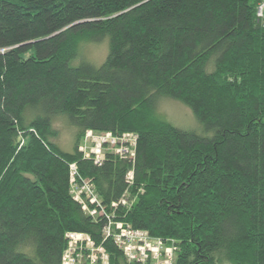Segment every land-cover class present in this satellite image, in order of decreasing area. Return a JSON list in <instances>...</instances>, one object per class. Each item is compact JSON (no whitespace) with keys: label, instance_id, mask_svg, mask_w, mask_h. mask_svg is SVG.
<instances>
[{"label":"trees","instance_id":"obj_1","mask_svg":"<svg viewBox=\"0 0 264 264\" xmlns=\"http://www.w3.org/2000/svg\"><path fill=\"white\" fill-rule=\"evenodd\" d=\"M261 1L0 0V264H62L68 233L137 264L105 233L118 223L174 245V264H264ZM106 38L100 67L72 65L81 41ZM166 98L202 132L161 118ZM89 131L136 136L135 156L96 163ZM84 183L103 214L75 200Z\"/></svg>","mask_w":264,"mask_h":264},{"label":"built area","instance_id":"obj_2","mask_svg":"<svg viewBox=\"0 0 264 264\" xmlns=\"http://www.w3.org/2000/svg\"><path fill=\"white\" fill-rule=\"evenodd\" d=\"M257 17L262 27H264V0L258 5ZM136 140V136L131 134L117 137L111 133L96 134L89 131L85 137L89 147L87 145L81 146L80 151L84 153L85 157L93 158L96 163L104 159L106 152L120 154L121 156L129 155L133 158L135 156ZM132 177L133 174L131 173L128 179L129 182H131ZM76 178V166L73 165L71 172L73 184H75ZM73 195L75 200L82 205L83 210L90 213V215L96 216L98 213H104L103 209L99 211L100 201L98 195L88 183H84L80 188L74 185ZM95 205L98 206V209L90 208ZM116 228L119 231L117 234L112 235L110 228L105 233L113 236L114 242L124 252L129 262L137 264H174L176 251L174 245H168L161 239L151 237L146 231L133 230L130 226H125L122 223H118ZM66 237L69 245L64 253L62 264H86V262L88 264H109L108 254L102 247H96L89 236L68 233Z\"/></svg>","mask_w":264,"mask_h":264},{"label":"rangeland","instance_id":"obj_3","mask_svg":"<svg viewBox=\"0 0 264 264\" xmlns=\"http://www.w3.org/2000/svg\"><path fill=\"white\" fill-rule=\"evenodd\" d=\"M108 53L109 38H106L101 43L83 40L79 44L78 57L73 61L72 65L77 66L81 63L87 62L96 67H100L106 61ZM157 114L178 128L194 131L199 134L202 132L201 125L196 120L192 111L178 100L171 98L161 100L157 108ZM53 122L54 127L59 132V137L57 138L56 143L62 150L70 153L73 152L76 128L71 125L69 118L66 115L55 117ZM87 143L88 142L84 139L81 146L87 145L89 147V144ZM86 264L88 263L86 262Z\"/></svg>","mask_w":264,"mask_h":264}]
</instances>
